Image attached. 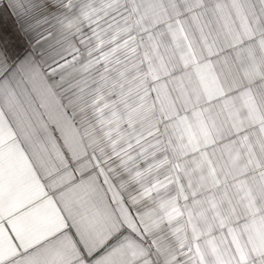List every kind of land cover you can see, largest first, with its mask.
I'll return each mask as SVG.
<instances>
[{"label": "crops", "instance_id": "0c3cea01", "mask_svg": "<svg viewBox=\"0 0 264 264\" xmlns=\"http://www.w3.org/2000/svg\"><path fill=\"white\" fill-rule=\"evenodd\" d=\"M0 264H264V0H0Z\"/></svg>", "mask_w": 264, "mask_h": 264}]
</instances>
